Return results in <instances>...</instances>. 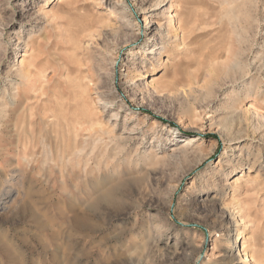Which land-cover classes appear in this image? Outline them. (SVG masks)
Listing matches in <instances>:
<instances>
[{
	"label": "rangeland",
	"instance_id": "rangeland-1",
	"mask_svg": "<svg viewBox=\"0 0 264 264\" xmlns=\"http://www.w3.org/2000/svg\"><path fill=\"white\" fill-rule=\"evenodd\" d=\"M0 264H264V0H0Z\"/></svg>",
	"mask_w": 264,
	"mask_h": 264
},
{
	"label": "bare ground",
	"instance_id": "bare-ground-1",
	"mask_svg": "<svg viewBox=\"0 0 264 264\" xmlns=\"http://www.w3.org/2000/svg\"><path fill=\"white\" fill-rule=\"evenodd\" d=\"M185 24H184V33H185ZM23 56H24V54H23ZM21 64H23V62H21ZM34 69V68H33ZM24 70L26 71V72H31V70H30V67L28 66L27 68H25L24 67ZM24 70H18L17 71V76L18 77H20L22 80L23 79H27L28 77H25V75L23 74V72H24ZM16 119V118H15ZM19 119V118H18ZM22 124H16V123H13L12 125H11V127H10V130H11V132L12 133H14V135L16 136V142H15V146H14V148H13V150H15L16 151V149H17V153H19L18 151V148H22V149H24V147H25V149H26V146L29 144V145H32V146H35V145H37L38 144V142H37V140L34 138V136H31L30 137V139H29V141H26V140H23V139H20V134H19V132L21 131V130H23V132H24V128H25V122H24V120L21 122ZM28 126V125H27ZM19 129V132L17 131ZM172 133H174V132H172ZM19 137H18V136ZM31 135H32V133H31ZM23 140V141H22ZM12 143V142H11ZM24 158V157H23ZM20 171V170H19ZM18 171V172H19ZM16 172L17 171H11L10 172V175H16ZM75 223L76 224H78V225H81V226H83V225H85L84 223H82L81 222V220L79 219V218H75Z\"/></svg>",
	"mask_w": 264,
	"mask_h": 264
}]
</instances>
